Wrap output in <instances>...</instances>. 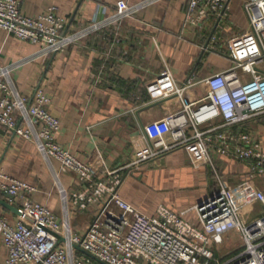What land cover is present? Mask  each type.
I'll use <instances>...</instances> for the list:
<instances>
[{
	"label": "built area",
	"instance_id": "2783aa9c",
	"mask_svg": "<svg viewBox=\"0 0 264 264\" xmlns=\"http://www.w3.org/2000/svg\"><path fill=\"white\" fill-rule=\"evenodd\" d=\"M154 1L122 3L112 15L69 31L68 19L54 5L30 17L20 11L19 0H0V29L37 46L30 57L0 66V127L32 141L48 161L58 162L59 171H73L80 187L69 193L60 187L63 216L59 217L25 196L36 187L0 169V192L23 199L15 221L0 214V241L7 251L2 264H264V187L253 190L262 213L248 221L215 164L222 156L245 162L249 176L264 181V147L248 128L252 120L264 116V0L243 4L253 36L248 39L241 33L223 38L229 0H187L184 26L200 28L206 20H214L201 49L222 51L234 64L205 79L208 93L201 100L184 96L193 85L191 79L177 86L173 92L178 111L143 126L154 148L151 156L182 147L193 165L211 167L216 189L191 208L195 220H186L164 205L157 206L154 216L139 212L118 195L121 172L107 170L102 177L91 163L81 162L57 142L60 119L49 112L51 97L43 88L37 86L30 96L14 89L11 74L16 68L32 60L45 61ZM165 136L170 137L169 143ZM70 205L79 212L97 207L96 216L82 232L72 229ZM230 230L240 234L243 246L222 260L216 248Z\"/></svg>",
	"mask_w": 264,
	"mask_h": 264
},
{
	"label": "crops",
	"instance_id": "0c3cea01",
	"mask_svg": "<svg viewBox=\"0 0 264 264\" xmlns=\"http://www.w3.org/2000/svg\"><path fill=\"white\" fill-rule=\"evenodd\" d=\"M146 0H19L27 16L46 12L51 5L68 19L69 31L112 15L118 5H133ZM187 0L150 2L132 17L109 24L69 45L45 61L32 60L11 74L14 89L30 96L39 86L51 97L49 112L60 119L57 142L69 148L83 163H91L98 175L107 170L123 174L118 195L139 212L154 216L158 205L195 220L191 209L216 189L209 164L193 165L182 147L151 156L153 145L143 126L180 108L173 90L188 79L185 98L203 99L205 79L230 68L234 63L225 53L203 50L201 45L215 26L208 19L203 26H184ZM245 0H229L223 38L241 33L252 38L245 14ZM37 46L7 35L0 29V66L30 57ZM250 133L264 147V116L248 124ZM165 136V141L170 142ZM217 170L236 200L243 217L256 219L261 205L253 190L264 187L259 177L249 176L247 163L230 157L215 159ZM0 169L36 187L25 196L45 204L62 217L59 189L68 193L80 189L73 171H59L54 159L48 161L35 144L0 127ZM57 177H55V172ZM158 186V191L151 188ZM0 214L12 221L21 198L0 192ZM97 207L79 212L70 205L72 229L82 232L96 216ZM224 238V237H223ZM232 252L229 256L236 253ZM7 251L0 241V264Z\"/></svg>",
	"mask_w": 264,
	"mask_h": 264
},
{
	"label": "rangeland",
	"instance_id": "374dc122",
	"mask_svg": "<svg viewBox=\"0 0 264 264\" xmlns=\"http://www.w3.org/2000/svg\"><path fill=\"white\" fill-rule=\"evenodd\" d=\"M258 118V117H256ZM160 188L154 186L151 191H158ZM242 237L235 230H230L224 234L223 242L216 248V256L219 259L224 260L232 252L240 251L242 249Z\"/></svg>",
	"mask_w": 264,
	"mask_h": 264
},
{
	"label": "trees",
	"instance_id": "16d2710c",
	"mask_svg": "<svg viewBox=\"0 0 264 264\" xmlns=\"http://www.w3.org/2000/svg\"><path fill=\"white\" fill-rule=\"evenodd\" d=\"M260 117H262V116H259L258 118H260Z\"/></svg>",
	"mask_w": 264,
	"mask_h": 264
},
{
	"label": "water",
	"instance_id": "95a60500",
	"mask_svg": "<svg viewBox=\"0 0 264 264\" xmlns=\"http://www.w3.org/2000/svg\"><path fill=\"white\" fill-rule=\"evenodd\" d=\"M1 202V201H0Z\"/></svg>",
	"mask_w": 264,
	"mask_h": 264
}]
</instances>
